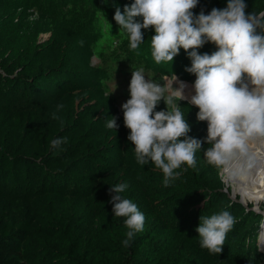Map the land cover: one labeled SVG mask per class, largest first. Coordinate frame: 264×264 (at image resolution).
Masks as SVG:
<instances>
[{
    "label": "rangeland",
    "instance_id": "rangeland-1",
    "mask_svg": "<svg viewBox=\"0 0 264 264\" xmlns=\"http://www.w3.org/2000/svg\"><path fill=\"white\" fill-rule=\"evenodd\" d=\"M133 2L0 0V148L9 155L32 157L38 163L27 183L17 182L20 190L0 186V195L15 196L25 189L31 202L25 260L45 264L49 259L43 253L45 238L56 230L63 236L64 225L75 236L111 244L110 225L125 218L112 212L109 188L126 183L128 187L121 195L144 214V229L155 251L163 249L165 254L193 259L197 264H264V201L258 205L253 199L243 201L241 192H234L239 181H227L223 166L219 169L223 185L216 195H224L226 204L203 212L206 207L199 202L193 223L180 220L178 210L172 207L190 198L188 193L177 189L165 203L163 190L151 180L152 171L164 178L162 170L149 163L136 171L135 148L127 139L129 129L124 126L122 110L130 98L132 70L143 69L146 78L161 83L164 76L175 74L186 83L188 99L177 103L190 125L188 136L199 126V109L189 102L196 77L185 70L191 67L187 52H179L171 62L156 63L151 54L154 29H143L144 41L137 49H130L127 33L119 30L113 16L117 7L123 11ZM227 2L203 0L193 12L208 14L213 8L226 7ZM136 20L142 22V17ZM216 50L210 42L197 49L200 54ZM61 61L66 63L61 66L64 72L40 81V71L58 67ZM25 62L31 69L21 68ZM156 110H167L163 101ZM112 117L118 125L116 130L107 127ZM55 139L64 142L53 147L51 141ZM118 141L128 145L126 150L105 151ZM80 145L89 153L82 162L77 160L83 157L77 154ZM47 155L60 157L57 164L49 162L51 156L44 160ZM225 210L231 211L235 223L226 235L222 253H210L201 248L195 229L202 222L199 218ZM248 215V224L237 234V227Z\"/></svg>",
    "mask_w": 264,
    "mask_h": 264
},
{
    "label": "clouds",
    "instance_id": "clouds-1",
    "mask_svg": "<svg viewBox=\"0 0 264 264\" xmlns=\"http://www.w3.org/2000/svg\"><path fill=\"white\" fill-rule=\"evenodd\" d=\"M197 4L198 0H134L123 11L117 7L113 19L127 33L132 50L144 41L142 30L153 28L151 54L158 64L173 61L181 48L188 53L191 67L185 70L196 77L189 102L199 109L197 119L207 122L206 143L211 147L205 156L209 164L220 167L258 161L249 143L264 142V12L249 13L245 0H228L222 9L196 15L192 10ZM136 17H142V22ZM208 42L217 50L200 54L197 49ZM162 80L146 78L143 69L132 70L130 98L122 110L137 162L153 163L162 170L163 183L168 186L180 175L176 170L182 165L195 166V153L204 142L188 136L190 125L177 103L188 99L186 83L175 74ZM161 101L166 111L156 110ZM107 127L117 129L114 117ZM63 142L55 139L51 144L58 147ZM127 187L122 183L109 188V194L114 193L111 210L116 217L125 218L128 229L125 247L145 222L137 205L121 195ZM199 219L202 222L195 230L201 248L221 254L234 217L225 210Z\"/></svg>",
    "mask_w": 264,
    "mask_h": 264
},
{
    "label": "trees",
    "instance_id": "trees-1",
    "mask_svg": "<svg viewBox=\"0 0 264 264\" xmlns=\"http://www.w3.org/2000/svg\"><path fill=\"white\" fill-rule=\"evenodd\" d=\"M202 1L198 0V4ZM214 1L223 0H209V2ZM245 3L248 5L246 11L249 13L259 14L260 12H264V0H245ZM21 4L23 5V3ZM148 29L153 30V28ZM260 31L258 28L257 32L259 33ZM182 52L184 53V50L181 48L180 54ZM65 65L66 63L61 61V65L58 67L51 66L44 72L40 71V81L45 77L51 75L57 76L64 72V68H61V66ZM29 66L30 63L25 62L21 68L31 69ZM198 123L199 126L195 130L192 128L193 134L189 136L204 142L202 149L197 150L195 153V166L189 168L187 165H182L180 169L176 170L180 175L171 180L168 186L164 185V178L155 175L154 171L151 172L154 178L151 177V180L153 182L156 180L158 182L157 185L164 192L162 195H164L165 203L171 201L167 196L176 193L177 191L175 190L177 189H180L178 192H181V194L188 193L190 195V198L187 197L176 203V205L173 204L172 207L178 210V218L180 220L192 223L196 220L195 216L199 214L196 211L200 208L199 202H202L203 207H206L203 212L213 208L217 204H226L223 203L224 195H216L219 192V188L223 185L219 176L220 167L209 164L205 156V150L211 147V145H207L206 143L207 127L205 121H199ZM80 146L81 150L77 151L79 152L77 154L83 157L77 160L82 162L84 156L87 157L89 153L86 150V146ZM92 146L94 145L92 144ZM126 147L128 145H123L122 142L118 141L115 145H108L105 151L119 152L126 150ZM70 154L72 155L73 153L70 152ZM50 156L49 162L53 165L57 164L60 157L54 158L52 155H47L44 160ZM133 157L136 161L134 167L136 171H139L144 165L137 162L135 152L133 153ZM36 166H38V163L32 157L9 155L4 149L0 148V186L8 187L9 190H20L17 187V182L27 183ZM136 179H138V176H136ZM24 191L22 194L19 193L15 196H9L4 193L0 195V264H28L24 257V241L31 231L30 216L32 206L28 199L27 191L25 189ZM111 195H114V193ZM142 198L145 200V195ZM164 208L168 209L166 205ZM171 209L168 210L172 211ZM228 212L231 213V211ZM249 216L251 215H248V218L244 219L245 223L241 227H237L239 229L237 234L241 233L248 224ZM119 222L122 223L117 224L114 222L110 225L111 244L95 243L86 237L75 236L73 230L64 225L61 229L62 231L64 230L63 236L60 237V231L56 230L45 238L44 244H46V249L43 253L49 257L45 261V264H197L196 262L193 263V259L188 260L183 259L180 255L165 254L163 249L155 251L152 240L146 234L144 228L142 231L136 232L129 241V245L125 247L123 241L126 239L128 229L124 221ZM194 229L192 228L191 231Z\"/></svg>",
    "mask_w": 264,
    "mask_h": 264
},
{
    "label": "bare ground",
    "instance_id": "bare-ground-1",
    "mask_svg": "<svg viewBox=\"0 0 264 264\" xmlns=\"http://www.w3.org/2000/svg\"><path fill=\"white\" fill-rule=\"evenodd\" d=\"M249 149L260 158L258 161H241L225 165L223 173L227 181H239L234 192L240 191L243 201L253 199L258 205L259 201H264V142H250ZM262 240L264 242V236Z\"/></svg>",
    "mask_w": 264,
    "mask_h": 264
}]
</instances>
